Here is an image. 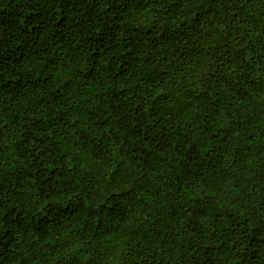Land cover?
Masks as SVG:
<instances>
[{
	"label": "trees",
	"instance_id": "1",
	"mask_svg": "<svg viewBox=\"0 0 264 264\" xmlns=\"http://www.w3.org/2000/svg\"><path fill=\"white\" fill-rule=\"evenodd\" d=\"M0 264H264V0H0Z\"/></svg>",
	"mask_w": 264,
	"mask_h": 264
}]
</instances>
